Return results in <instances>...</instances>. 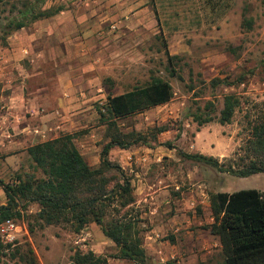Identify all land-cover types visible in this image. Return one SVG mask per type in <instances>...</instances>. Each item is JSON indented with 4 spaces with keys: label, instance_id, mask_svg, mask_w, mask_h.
I'll use <instances>...</instances> for the list:
<instances>
[{
    "label": "rangeland",
    "instance_id": "374dc122",
    "mask_svg": "<svg viewBox=\"0 0 264 264\" xmlns=\"http://www.w3.org/2000/svg\"><path fill=\"white\" fill-rule=\"evenodd\" d=\"M91 1L71 0L60 4L61 1L56 0H48V3H44V0H10L0 10V24L5 22L6 17L15 14V10L10 12L11 2L16 8L26 3L34 7V10L60 7L61 10L74 9L78 13L90 15L98 7L97 3L91 4ZM144 5L146 11L142 13L150 17L146 26H139L131 35L107 40L96 38L98 43L103 41L104 47L117 52L118 61L112 60L109 65H105L108 69L94 82L95 98L92 105L96 111L97 105L106 101L108 95L142 87L157 77L170 83L173 96L166 104L118 121L123 132L140 131L148 136L154 126H169L168 130L157 135L158 143H153V148L160 149L158 157L161 161L153 163L149 169L152 171L147 175L169 176L171 183H174L171 188L178 185V189H173L177 195H171L172 202L165 209L173 212L174 207L185 206L187 202L190 214L195 215L194 223L186 229L176 233L166 230L154 234L158 248L153 251L148 248L146 252L153 264H223L217 237L204 227L213 221L209 193H231L249 188L262 191L264 173L237 177L205 162L187 158L179 150L201 153L199 143L194 138L199 126L194 121L193 114L203 110L207 101H213L216 106L215 114L218 115L223 106V96L236 94L239 105L231 122L225 123L226 129L220 132L217 124L210 128L218 137H225L219 143H211L221 148V153L227 152V155L211 156L228 165L237 162V157L243 154L239 147L243 146L250 123L264 103V0H145ZM143 6L131 9V13ZM98 11L104 13L102 8ZM108 24L110 27V23ZM112 29L115 31L117 27ZM6 46L7 41L2 43L0 39V52ZM165 50L170 55L178 56L174 64L168 62ZM23 62L20 61L22 67L29 69L31 64ZM4 64L7 63L0 58V68ZM9 70L7 77L0 76V179L4 183L13 182L19 175H42L26 151L28 146L36 143V139L31 136L22 142L21 147H17L19 145L13 141L17 140L19 133H15L7 125L8 120L2 117L7 107L5 97L11 90L6 87V82L18 83L22 79L31 78L16 66ZM214 79L220 80V83L214 86ZM29 115L27 113L17 121L22 122L21 125L25 127L36 126V119ZM210 122H217V119ZM98 123V117L91 119L88 127L82 129L83 132L91 124L96 126ZM5 130L8 132L3 133ZM29 133L36 135V129L31 128ZM102 138L99 142H102ZM165 142H171L173 147L166 146ZM140 166L133 163V171H143L144 167ZM133 194L137 199L134 188ZM193 199L198 202L194 208L189 205V201ZM6 203L7 198L0 187V204ZM143 204L135 202L134 209L140 212L138 226L143 235V246H147L152 225L143 214L147 210ZM18 208H21V216L14 219L21 229L17 233L15 245L5 249L2 253L4 255L0 254V264L76 263L73 260L74 253L89 250L106 256L107 264H135L127 259L117 260L112 257L117 248L110 239L103 236L95 223L91 224L93 227L86 225L77 233L66 223L40 226L35 220L38 204L33 202L26 205L25 209L20 206ZM30 249L33 258L31 261L28 260Z\"/></svg>",
    "mask_w": 264,
    "mask_h": 264
},
{
    "label": "trees",
    "instance_id": "16d2710c",
    "mask_svg": "<svg viewBox=\"0 0 264 264\" xmlns=\"http://www.w3.org/2000/svg\"><path fill=\"white\" fill-rule=\"evenodd\" d=\"M10 0H0V10ZM13 16L6 17L1 25L2 43L16 30L33 21L58 13L61 8L34 10L28 4L16 8L10 3ZM13 9V10H12ZM251 24V22H248ZM171 64L178 58L165 50ZM220 80L214 79L215 86ZM172 86L168 81L154 78L142 87L118 95H108L103 104L97 105L98 122L106 127L108 141L100 151L98 166L91 167L74 143V137L83 130L64 133L57 137L34 143L26 148L41 176H17L11 183L0 179V187L6 204H0V223L20 217L18 208L29 203L38 204L35 220L41 226L66 223L73 232H80L86 225L95 223L110 239L117 251L115 258L127 259L135 264H153L143 246V235L138 226L140 212L134 209L136 202L131 177L121 165L108 157L111 148H128L134 145L152 147L158 143L157 135L168 130V125L154 126L150 135L140 131L123 132L118 121L126 116L171 100ZM239 105L236 94L223 96V106L218 115L213 101H207L204 109L194 113L198 126L217 119L220 124L229 123ZM256 118L250 123L248 136L239 148L243 154L237 162L228 165L211 155L179 152L199 162H205L220 171L237 177L264 173V103ZM172 148L171 142H165ZM237 153V152H234ZM239 161V162H238ZM209 207L213 221L204 227L216 236L220 244L223 264H264V190L240 189L231 193L217 191L209 193ZM10 244L0 242V254ZM28 260H32V250ZM77 264H107V257L88 252H75Z\"/></svg>",
    "mask_w": 264,
    "mask_h": 264
},
{
    "label": "crops",
    "instance_id": "0c3cea01",
    "mask_svg": "<svg viewBox=\"0 0 264 264\" xmlns=\"http://www.w3.org/2000/svg\"><path fill=\"white\" fill-rule=\"evenodd\" d=\"M56 1L63 4L71 0ZM94 2L98 7L90 15L78 13L74 9H62L54 15L33 21L7 37V46L0 52V58L7 64L1 66L0 76L7 77L13 66L25 76H31L18 83L6 82V87L11 90L5 97L7 107L2 117L8 120L7 125L15 133H19L17 140L13 141L19 145L17 147H21L22 142L31 136L37 143L87 128L89 121L98 117L92 105L95 98L94 82L108 69L105 65H109L112 60L118 61L117 52L104 47V42L98 43L96 38L107 40L134 34L139 26H146V21L150 20L149 16L142 13L146 9L143 6L145 0H92L91 4ZM44 3H48V0H44ZM141 6L142 9L131 13V9ZM101 8L104 10L102 14L98 11ZM112 26L117 27V30L114 31ZM21 60L31 64L29 69L22 67ZM160 105L162 104L156 106ZM27 113L36 119V126L25 127L21 125L22 122L17 121ZM214 124L218 125L220 132L226 129L225 124L205 123L196 129L195 142L199 143L198 148L205 155L225 156L227 152L221 153V148L211 143L225 140V137H218L217 133L210 131ZM31 128L36 129V135L29 133ZM74 129L76 130L73 131ZM105 130L104 124H91L86 131L74 137L75 145L91 167L98 166L100 151L108 141ZM5 132L8 131H3ZM101 138L102 142H99ZM159 150V147L134 145L126 149L113 147L108 153L109 159L118 162L131 177V184L137 195L136 203H144L147 207L143 214L152 225V230L148 236L150 241L144 246L146 251L148 248L151 251L158 248L154 234L166 230L176 233L195 221V215L190 214L187 202L185 206L174 207L173 212L165 209L172 202L171 195H177L173 189H178L176 184L171 188L174 183H171L169 176L147 175L151 173L152 170L149 169L153 163L161 161L158 157ZM133 163L144 167L143 171L134 172ZM91 224L93 223L90 226ZM212 239L215 240L213 237Z\"/></svg>",
    "mask_w": 264,
    "mask_h": 264
},
{
    "label": "built area",
    "instance_id": "2783aa9c",
    "mask_svg": "<svg viewBox=\"0 0 264 264\" xmlns=\"http://www.w3.org/2000/svg\"><path fill=\"white\" fill-rule=\"evenodd\" d=\"M102 102L101 104H103ZM196 200H190V207L194 208L197 205ZM21 226L16 222L15 219H7L0 223V242L10 246L15 245L16 239L18 237L17 233L20 231ZM66 264H76L73 262H68Z\"/></svg>",
    "mask_w": 264,
    "mask_h": 264
}]
</instances>
